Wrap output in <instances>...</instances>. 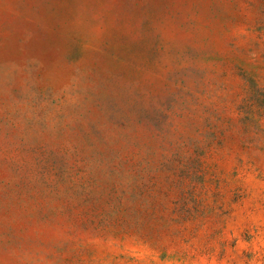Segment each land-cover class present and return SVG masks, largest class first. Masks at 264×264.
Returning a JSON list of instances; mask_svg holds the SVG:
<instances>
[{
  "label": "rangeland",
  "instance_id": "374dc122",
  "mask_svg": "<svg viewBox=\"0 0 264 264\" xmlns=\"http://www.w3.org/2000/svg\"><path fill=\"white\" fill-rule=\"evenodd\" d=\"M0 264H264V0H0Z\"/></svg>",
  "mask_w": 264,
  "mask_h": 264
}]
</instances>
